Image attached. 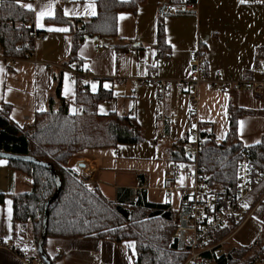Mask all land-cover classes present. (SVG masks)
I'll list each match as a JSON object with an SVG mask.
<instances>
[{"label":"crops","instance_id":"crops-1","mask_svg":"<svg viewBox=\"0 0 264 264\" xmlns=\"http://www.w3.org/2000/svg\"><path fill=\"white\" fill-rule=\"evenodd\" d=\"M97 1L33 0L22 3L31 4L32 10L20 5L33 14L30 25L34 29L31 34L34 55L31 59L15 60L12 66L0 61V107L9 105L11 120L23 127L32 124L37 114L49 111L51 99L55 110L61 107L56 97L60 82L62 98L70 114L80 112L77 96L82 87L91 93L105 92L108 97L99 104V112H116L136 118L144 131V140L141 144L77 154L67 163V169L70 170L78 160L95 163L94 168L98 171L96 189L106 200L136 203L144 199L152 204L168 205L175 213L181 209L182 192L168 189L173 184L183 187L193 181L185 177H167L166 170L174 162L173 145L195 139L191 121L193 108L186 93L172 89L160 101L157 85L142 86L141 82L153 76L160 80H189L192 77L191 52L199 47L204 51L208 70L205 77L213 79L220 71L222 79L230 83L223 89L201 87L195 109L203 135L213 137L218 145H222L231 130L229 107L233 106L246 111L237 121L239 141L245 147L261 143L264 92L257 96L239 84L264 81V64L257 67L256 61L258 51L264 52V6L243 0H199L194 15L184 12L180 0H146L136 11L119 14L116 40H85L78 56L84 63L83 70L90 69L91 76L84 74L77 81L68 65L73 48L71 28L59 21V16L89 21L97 15ZM168 5L172 14H163L167 43L164 51H168L165 56L163 48L157 46V33L163 8ZM41 10L51 14L40 17ZM50 28L53 30L49 31ZM59 28L67 31L55 30ZM34 34L45 35L46 39ZM124 52L133 56L125 59L121 55ZM48 65L55 66L53 72ZM66 85L70 89L67 93ZM147 138L149 141L145 140ZM164 142L167 146L162 145ZM27 178L12 170L7 160L0 159V193L6 195L5 203L0 205V264H36L38 259L42 260L32 224L14 225L13 220L10 195L29 192L32 181ZM125 190L131 194L126 195ZM236 224L239 225L220 238L222 254L234 247H251L261 240L264 235V192L258 200L255 194L250 196L246 212ZM129 244L134 247H128ZM45 250L50 260L57 259L56 264H135L137 261L133 240L115 243L98 239L47 238Z\"/></svg>","mask_w":264,"mask_h":264},{"label":"trees","instance_id":"trees-1","mask_svg":"<svg viewBox=\"0 0 264 264\" xmlns=\"http://www.w3.org/2000/svg\"><path fill=\"white\" fill-rule=\"evenodd\" d=\"M145 1L98 0L97 15L89 21L69 20L59 16V21L71 28L73 48L68 65L73 67L75 63H80L82 72L84 63L78 51L85 40H116L119 14L136 11ZM180 2L184 4V0ZM194 3L198 4L197 1ZM163 14L166 12H162L158 24L157 46L163 48V54L167 56L168 51H164L167 43ZM32 22L33 14L23 10L17 0H0V50L5 57L25 59L33 51ZM256 59L257 67L264 64V52L258 51ZM207 71L205 63L204 77ZM56 97L62 104L59 109L52 107L54 100L51 99L49 111L37 114L32 124L23 127L11 120L9 105L0 107V152L30 156L50 163L61 179L60 195L49 209L47 238L98 239L115 243L133 240L137 252L135 264H185L188 252L173 237L174 212L168 205L152 204L144 199L136 203L123 202L122 199L110 202L96 188L79 182L67 169L69 160L85 151L141 144L145 135L137 119L116 112L101 114L99 104L108 97L102 91L91 93L82 87L77 96L80 112L75 114H70L62 98L61 82L57 86ZM245 113L244 110L229 107L231 130L222 145H218L213 137L203 135L206 140L200 150V164L212 174L210 184L226 195L236 189L239 159L247 149L252 151L253 166L264 170V137L261 143L252 147H245L238 139L237 121ZM177 144L171 148L172 160L188 162V155L174 150ZM8 162L12 170L32 181L29 192L10 196L13 201L14 225L32 224L38 245L45 204L55 193L56 183L49 169L30 163ZM263 192L264 182L255 186L252 195L255 194L258 200ZM123 193L130 195L131 191L125 190ZM5 199L6 195L0 193V205L5 203ZM237 226L233 223L219 238H224ZM255 245L234 247L223 253L217 259V264H259L264 253L254 250ZM56 260L51 259V263L56 264Z\"/></svg>","mask_w":264,"mask_h":264},{"label":"built area","instance_id":"built-area-1","mask_svg":"<svg viewBox=\"0 0 264 264\" xmlns=\"http://www.w3.org/2000/svg\"><path fill=\"white\" fill-rule=\"evenodd\" d=\"M26 1L17 0L21 5ZM199 0H184V12L191 14L197 13V3ZM251 5L264 6V0H243ZM166 14H172L171 6H166ZM35 37L46 39L45 35L34 34ZM34 53L29 52L25 59H31ZM123 58H131L130 52L121 54ZM14 58L5 57L0 50V61H5L12 66ZM192 77L185 81L160 80L155 76L142 80V86L156 84L158 98L163 101L172 89L187 94L188 102L194 109L191 114V121L194 124L193 141H187L178 144L175 151L180 154H186L189 157L188 162L176 161L171 162L166 170L167 177L180 178L185 177L192 180L193 183L183 187H175L173 184L168 190H181L182 201L181 209L176 211L173 216L175 225L174 239L186 248L188 258L186 264H217V259L222 255L221 246L223 244L220 236L224 230L236 223H239L244 216L248 207V200L253 194L255 186L264 182V170L254 167L252 164V151L247 149L241 154L237 170V184L233 193L225 194L211 185L212 175L200 164V150L205 139L202 137L203 132L197 120L196 106L199 102V92L204 85L209 90L218 88H227L230 83L222 79V73L216 72L213 79L205 78L204 52L197 47L191 52ZM70 67L71 74L75 79L80 76H91V70L86 69L80 72L81 64L75 63ZM48 69L53 72L55 66L48 65ZM241 87L246 86L253 94L261 96L264 92V81H249L239 84ZM90 163L83 160L76 161L69 170L79 182L94 186L98 179L97 172L91 170ZM170 197V195H169ZM247 205V207H245ZM239 225V224H236ZM2 245L0 244V247ZM9 248V247H8ZM36 264H45L38 259Z\"/></svg>","mask_w":264,"mask_h":264},{"label":"water","instance_id":"water-1","mask_svg":"<svg viewBox=\"0 0 264 264\" xmlns=\"http://www.w3.org/2000/svg\"><path fill=\"white\" fill-rule=\"evenodd\" d=\"M165 9V7L163 8ZM0 159H4L7 161H18V162H24V163H30L39 167H43L45 169H49L51 174L53 175L54 181L56 183V191L53 194V196L48 199V201L45 204V212H44V219H43V227L41 236L37 245V250L39 255L41 256L43 262L45 264H52L49 256L47 255V252L45 250V245L47 241V233H48V225H49V216H50V206L57 200V198L60 195L61 189H62V182L59 177V175L56 173L54 166L50 163L42 162L36 158L30 157V156H17L13 154H7L0 152Z\"/></svg>","mask_w":264,"mask_h":264},{"label":"rangeland","instance_id":"rangeland-1","mask_svg":"<svg viewBox=\"0 0 264 264\" xmlns=\"http://www.w3.org/2000/svg\"><path fill=\"white\" fill-rule=\"evenodd\" d=\"M149 139H150V136H149ZM149 139L147 138V139H145V140H146V141H149ZM162 145H163V146H167V143L164 142V144L162 143ZM150 146H153V144H150ZM69 161H70V160H69ZM75 161H76V160H75ZM91 165H93L94 167H96V166H95V163H90V168H91V170L93 171V168H92ZM97 173H98V171H97ZM23 177H24V176H23ZM25 178H27V176H25ZM27 179H28V178H27ZM84 185H85V184H84ZM87 186L92 187V188H96V185H94V186L87 185ZM254 250H260V251H262V252L264 253V236L261 237V240H259V241L257 242V245L254 246ZM259 264H264V258L262 259V262H259Z\"/></svg>","mask_w":264,"mask_h":264},{"label":"snow or ice","instance_id":"snow-or-ice-1","mask_svg":"<svg viewBox=\"0 0 264 264\" xmlns=\"http://www.w3.org/2000/svg\"><path fill=\"white\" fill-rule=\"evenodd\" d=\"M21 7H24V8H27V9H29V10H32V5L31 4H21ZM46 14H48V15H50L51 13L49 12V13H46L44 10H41L39 13H38V15L40 16V17H43V16H45ZM67 14V13H66ZM92 14H95L94 13V11H93V13ZM51 30H53V29H49V31H51ZM55 30H57V31H67V29L66 28H59V29H55ZM93 89H95V84H93ZM70 91V89H68L67 88V85H66V93L67 92H69ZM242 123V122H241ZM182 180H183V178H181V183H182ZM245 207H247V205H245ZM128 247H134V245L133 244H129L128 245Z\"/></svg>","mask_w":264,"mask_h":264},{"label":"bare ground","instance_id":"bare-ground-1","mask_svg":"<svg viewBox=\"0 0 264 264\" xmlns=\"http://www.w3.org/2000/svg\"><path fill=\"white\" fill-rule=\"evenodd\" d=\"M91 166H92L93 170H95L94 166H93V165H91ZM89 169H90V168H89Z\"/></svg>","mask_w":264,"mask_h":264}]
</instances>
